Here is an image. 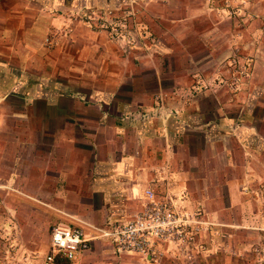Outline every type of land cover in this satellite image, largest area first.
Listing matches in <instances>:
<instances>
[{
  "label": "crops",
  "instance_id": "obj_1",
  "mask_svg": "<svg viewBox=\"0 0 264 264\" xmlns=\"http://www.w3.org/2000/svg\"><path fill=\"white\" fill-rule=\"evenodd\" d=\"M216 7V0H0V189L16 185L34 197L52 212V227L84 229L91 247L74 264H146L119 254L112 235L142 210L149 187L183 210L202 209L210 227L237 225L219 213L249 208L247 184L264 179V130L240 122L264 115V45L240 95L215 85L194 92L233 51L236 30ZM97 9L136 11L138 49L125 55L106 33L70 25L76 11ZM239 43L255 53L250 38ZM206 238L193 259L161 264L243 261L214 253Z\"/></svg>",
  "mask_w": 264,
  "mask_h": 264
},
{
  "label": "rangeland",
  "instance_id": "obj_2",
  "mask_svg": "<svg viewBox=\"0 0 264 264\" xmlns=\"http://www.w3.org/2000/svg\"><path fill=\"white\" fill-rule=\"evenodd\" d=\"M229 1L232 7L227 8L226 0H216V14L223 21L230 23L236 30L235 36L230 39V45H234L233 51L228 59L211 73L207 85L209 86L208 90L215 85L226 93L240 95L242 93L240 91L249 83L251 78L250 68L257 58L256 54L260 53L259 49L264 45V0H260L261 2L257 0ZM207 2L212 4L215 0L211 2L207 0ZM229 10L236 13L229 16ZM128 12L135 13L134 22L137 24L136 11L118 13ZM69 20L70 25L75 24L71 19ZM132 27L134 28V25ZM136 28L138 31V26ZM243 31L248 35L244 39L242 37ZM135 38L139 43L138 32H136ZM247 38L252 40L253 47H255L253 54L247 52L245 48L243 49L242 44L239 43V41ZM235 56H238L242 62L250 60V76L238 92H232L222 83V80L231 77L233 70L230 67V61ZM250 81L253 80L250 79ZM251 86H253V91H258L256 84L251 82L250 88ZM260 118L264 120V115H259L255 120L253 118L244 119L240 124L254 123L257 125L256 127L264 130V122L260 123ZM17 191L16 185L4 191L0 189V264H41L42 258L49 251L51 228L56 220L46 206L34 202V197L19 195ZM245 192L252 195L249 208L245 212L235 208L234 211L223 210L222 213H219L221 219L233 221L237 225L224 226L221 224L212 227L210 225L203 238L206 236L208 239L209 237L214 253L243 259V261H237L235 264H244L245 262L264 264V179L252 178L251 182L247 184ZM204 218L207 219L206 213H204ZM201 245L207 247L205 242L204 244L201 242ZM86 254L78 259H82ZM96 261L90 258L86 263L97 264Z\"/></svg>",
  "mask_w": 264,
  "mask_h": 264
},
{
  "label": "built area",
  "instance_id": "obj_3",
  "mask_svg": "<svg viewBox=\"0 0 264 264\" xmlns=\"http://www.w3.org/2000/svg\"><path fill=\"white\" fill-rule=\"evenodd\" d=\"M226 7H232L229 0H226ZM235 13L229 10V16ZM70 18L73 23H82L94 32L106 33L125 55L129 56L139 47L135 38L138 31L134 12L121 14L111 9H97L76 11ZM45 43L52 47L55 39L48 37ZM249 66L250 60L242 62L235 56L230 61L233 70L231 77L222 80V83L232 92L240 91L250 76ZM208 89L207 83L200 81L193 91ZM144 201L142 210L134 213L112 235L117 252L139 256L146 264H161L166 257L193 259L195 247L202 248L201 240L211 225L205 220L203 210H183L173 198L159 197L152 187L145 190ZM91 240L83 228L58 223L51 228L49 251L42 258L41 264H74L89 251Z\"/></svg>",
  "mask_w": 264,
  "mask_h": 264
},
{
  "label": "trees",
  "instance_id": "obj_4",
  "mask_svg": "<svg viewBox=\"0 0 264 264\" xmlns=\"http://www.w3.org/2000/svg\"><path fill=\"white\" fill-rule=\"evenodd\" d=\"M196 263H198V261ZM66 264H68V263H66Z\"/></svg>",
  "mask_w": 264,
  "mask_h": 264
}]
</instances>
